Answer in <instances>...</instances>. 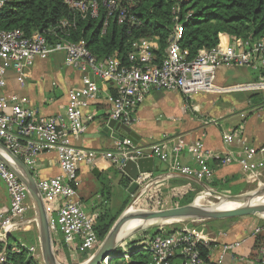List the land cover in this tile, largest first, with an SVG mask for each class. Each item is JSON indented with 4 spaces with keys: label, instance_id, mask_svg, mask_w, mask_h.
<instances>
[{
    "label": "built area",
    "instance_id": "2783aa9c",
    "mask_svg": "<svg viewBox=\"0 0 264 264\" xmlns=\"http://www.w3.org/2000/svg\"><path fill=\"white\" fill-rule=\"evenodd\" d=\"M7 1L0 0V15L4 12ZM139 1L64 0V4L70 11L78 13L82 20H97L104 14L101 33L105 34L111 18L115 19L118 25L131 23L133 18L129 11ZM175 20L177 21L178 17ZM68 27L75 28L76 22L62 20L58 25L59 34L55 30L35 32L32 35H27L20 29L0 31V89L6 87L9 72L22 75L33 67L37 60H47L58 53L65 55L67 67L79 71L82 75V87L74 88L68 93L65 115L39 117L37 111L22 103L16 94L0 95V143L13 152L33 175L47 207L52 236L61 235L71 252L77 256L91 257L100 246L95 231V216L85 212L77 193L80 167H93L99 156L110 161L122 174L129 160L152 157L166 165V179L178 173L208 184L215 177V168L232 165L243 168L253 180L262 178L263 166L256 161L258 149L249 144L241 125L225 134L224 145L228 149L222 154L207 149L202 141L187 144L180 140L173 147L169 142H164L143 151L129 139L117 141L112 151L100 153L75 146L71 138L83 137L87 131L86 120L93 121L92 116L84 118L82 110L88 103L99 100L98 81L112 84L115 89V96L107 98L112 105L109 120L127 127L137 121L139 108L153 90L175 91L185 97L247 92L264 94V38H238L232 41L230 37L225 40V36L221 34L216 47L210 50L201 49L194 59H189V52L181 47L183 26L176 23L168 40L166 54L160 61L157 57V39H142L133 44V51L129 55L130 65L127 66L122 63L118 53L98 60L85 41L72 42L68 39L70 32L65 31ZM223 66L247 68L258 72L259 81L220 87L216 84V79ZM20 84L23 85L22 79ZM213 122L211 121L212 124ZM44 151H54L57 154L61 170L58 177H36L38 157ZM183 152L192 157L195 164L193 167L178 161V155ZM210 163L214 164L215 168L211 167ZM0 179L6 184L10 198L9 210L0 213V264H12L10 255L21 254L23 251H27L32 258V264H40L39 243L31 246L25 243H9V236L14 232L26 231L31 224L37 225L35 216L30 219L28 217L30 212L35 214V209L27 189L16 174L1 162ZM154 179L153 173L141 174L135 183L141 189ZM166 204L163 198L158 203V210L167 209ZM200 223L203 222L193 224ZM259 236H264V224L256 227L249 237L224 245L218 264H224L227 254ZM213 242L215 237L204 227L198 229L183 224L172 234L145 239L137 247L140 251L151 254L150 264H170L178 254L183 258L182 264H204L199 246L210 250ZM128 259L129 256L124 255V260ZM240 260L245 261V258ZM253 264H264V246Z\"/></svg>",
    "mask_w": 264,
    "mask_h": 264
},
{
    "label": "crops",
    "instance_id": "0c3cea01",
    "mask_svg": "<svg viewBox=\"0 0 264 264\" xmlns=\"http://www.w3.org/2000/svg\"><path fill=\"white\" fill-rule=\"evenodd\" d=\"M223 36H225V40L229 37L225 34ZM245 70L247 68L239 69L232 66H223L218 71L216 84L220 87H229L249 83L251 78L248 77L249 75ZM21 79L23 85L20 84ZM97 85L100 91L99 100L94 103H88L82 110L84 118L92 116L93 121L86 120V134L79 138L73 137L71 141L75 146H82L104 153L112 151L118 141L113 137L102 134L103 128L110 121L109 115L112 109L111 102L107 98L115 96V89L112 84L100 81L97 82ZM80 87H82L81 73L67 67L65 55L58 53L47 60H37L33 67L24 74L19 75V77L14 72H9L6 87L0 89V95L16 94L22 103L37 111L39 117H52L65 115L69 91ZM245 94H229L231 97L226 99V104H229V106L223 108L219 104V96L221 95L197 94L192 97H185L175 91L153 90L147 95L145 102L139 108L136 114L137 121L130 127L138 137V141L134 146L147 151L153 145L164 142H169V145L173 147L180 140L187 144L202 141L207 149L222 154L228 149L224 145L225 134L241 125L244 127L245 137L249 144L258 149L256 161L263 166V176L260 180H257V183L256 180L251 179L250 175L245 173L243 168L238 165H232L225 168H215V180L225 181L226 179H232L233 187L239 186L240 190L235 195L252 191L264 182V161L257 160L259 156L264 159V106H251L250 98L252 95L248 97ZM230 112L231 114L228 116L227 114ZM237 118L238 122H236ZM211 121H214L213 124ZM119 135L124 136V132ZM178 161L181 164L192 167L195 165L192 157L185 152L178 155ZM37 167L38 174H36V177L38 179H49L58 177L61 174L57 154L54 151L42 152L38 157ZM115 169L104 159H98L93 167L81 166L78 186L81 185V182H92V176L100 179L108 172V185L105 187L108 193L102 192V195H113V192H110V186L114 184L128 193V189L120 184V174H117L114 171ZM94 170H97L98 176L93 173ZM114 172L117 176H115ZM167 173L166 165L155 159L153 174L155 178L161 177L163 180L154 186V190L161 192V195H169L168 197L165 196V201L167 202L166 205H168L167 199H169L170 205L168 207L170 208L172 207L171 195L174 189L182 186L191 187L192 184L200 187L199 189L209 187L207 183L187 178L178 173H174L172 178L166 179ZM97 194H99V191L96 193L85 191V195ZM128 195L131 196L129 193ZM87 197L84 201L79 196L84 207L92 199L91 196ZM96 200L98 202H96L95 207H91L92 209L98 207V204H102L105 199L98 200L96 198ZM9 208L10 198L7 187L0 179V213L7 212ZM34 216V212H30L28 215L29 219ZM224 221L229 222V220ZM230 221L232 222H229L226 229L215 227L208 223L209 226H213V229L208 231L215 237V242L210 248L209 261L206 264H218L224 245L249 237L252 231L263 223L254 217L235 218V220L230 219ZM19 233L24 234L25 237L28 234L34 236V242L30 245L39 243L38 231L34 224H31L26 231H19ZM56 238L59 243H64L61 235H57ZM259 238L262 241H259L256 248H254L253 241L250 240L243 247L227 254L224 264H253L254 259L264 246V236ZM241 258H245V261H241Z\"/></svg>",
    "mask_w": 264,
    "mask_h": 264
},
{
    "label": "trees",
    "instance_id": "16d2710c",
    "mask_svg": "<svg viewBox=\"0 0 264 264\" xmlns=\"http://www.w3.org/2000/svg\"><path fill=\"white\" fill-rule=\"evenodd\" d=\"M178 11V12H177ZM130 16L133 18L131 23L118 25L115 19H110L105 34H102L105 15L102 14L97 20H82L78 13L70 11L64 0H8L4 12L0 15V31H12L20 29L27 35L35 32L57 31L59 23L62 20L76 22L75 28L68 27L65 31L70 32L69 40L72 42L85 41L89 50L97 57L98 60H104L118 53L124 65H130L129 55L133 51V44L142 40L157 39L159 50L157 57L159 61L165 56L168 46V40L173 33L176 23L183 26V38L181 47L189 52V59H194L201 49H212L219 42L221 34L228 35L232 41L249 37L264 38V0H140L136 6L131 9ZM178 17L176 21L175 18ZM257 82L259 81V73L255 72ZM264 75V74H263ZM250 98L255 106H264V94L255 93ZM255 97L257 98L254 102ZM215 168L214 164H210ZM120 184L128 189L131 181L120 171ZM188 185V184H186ZM208 186L217 189L219 192L229 191L232 188V179L225 181L215 180V177ZM200 187L182 186L172 191V207L185 206L193 201V195ZM161 192L154 190V187L148 191L136 204H142L147 210H158L154 208L163 200ZM156 197L158 199H156ZM102 198V197H101ZM103 199V198H102ZM109 201V199H107ZM103 201L102 207L96 210L92 215L95 216V231L101 243L111 230L114 223L126 209L112 214L107 209L109 202ZM102 202V203H103ZM159 207V206H158ZM134 209V208H133ZM235 220V219H232ZM214 221H206L200 224L181 223L170 226L157 227L139 233L134 238L126 241L116 251L112 260L107 264H150L152 257L150 253L140 251L137 247L139 243L148 238L166 237L175 230L187 224L190 227L202 228V226ZM34 236L28 234L25 238L29 244H33ZM53 242L57 259L60 263L73 262L76 258L67 246L55 236ZM260 237V236H259ZM253 239L254 248L257 247L261 238ZM204 264L208 263L210 250L199 246ZM61 253L67 260L61 258ZM124 255H128L129 259L124 260ZM79 263H83L89 259V256H80ZM12 264H32L33 260L29 257L27 251L21 254L10 255ZM181 255H176L170 264H182Z\"/></svg>",
    "mask_w": 264,
    "mask_h": 264
},
{
    "label": "water",
    "instance_id": "95a60500",
    "mask_svg": "<svg viewBox=\"0 0 264 264\" xmlns=\"http://www.w3.org/2000/svg\"><path fill=\"white\" fill-rule=\"evenodd\" d=\"M252 94L253 93L247 92L245 95L249 97ZM121 132H124V136L119 135ZM102 134L113 137L120 142L129 139L133 144H136L138 141L137 135L130 127L117 123L114 120H110L106 124ZM0 162L14 172L27 189L35 209L36 228L38 231L42 263L61 264L57 259L55 251L47 207L33 175L27 166L2 143H0ZM154 164L155 159L152 157H138L134 161L129 160L127 162L123 173L132 182L128 188V193L131 194L132 200L101 242L96 253L82 264H107L113 259L116 251L122 244L139 233L154 227L170 226L180 223L224 221L243 217L264 219V201H262L264 198V182L247 193L222 196V201L235 205L232 209H221L218 206L210 205H197L196 201H194L191 204L180 207L131 213V208L134 207L149 190L163 180L161 177L155 178L141 189H139L137 183H135L141 174L154 173ZM93 173L96 176L99 175L97 170H94ZM210 192L212 195H219L213 191ZM135 222H139L140 224L133 228L130 227L131 224Z\"/></svg>",
    "mask_w": 264,
    "mask_h": 264
},
{
    "label": "rangeland",
    "instance_id": "374dc122",
    "mask_svg": "<svg viewBox=\"0 0 264 264\" xmlns=\"http://www.w3.org/2000/svg\"><path fill=\"white\" fill-rule=\"evenodd\" d=\"M245 71L248 73V75H249L248 77L251 78V82L256 81V78L257 77H255V74H254L255 72H253L251 70H248V69L245 70ZM14 74H16V73H14ZM16 75L19 77L18 74H16ZM253 95H256V94H252V96ZM260 95L263 96V93H261ZM229 97H231V96H229V94L228 95H221V96H219V102H220L219 104L221 105V107L226 108L225 106H229V104L228 105L226 104L227 103L226 99L229 98ZM256 100H257V98L255 97L254 102H256ZM253 105H254L253 104V101H251V106H253ZM229 114H231V112L228 113L227 115L229 116ZM238 121L239 120L237 118L236 122H238ZM98 159H103V158L101 156H99L97 158V160ZM104 160H106V159H104ZM257 160L264 161V159H262L260 156L257 157ZM96 161H95V163H96ZM106 161H108V160H106ZM108 164H110L111 167L114 168L113 167V164L111 162L108 161ZM115 176H117L116 173H115ZM92 177H93L92 178L93 179L92 182H89V183H87V182L86 183H82L81 182V185H79L78 188H77L78 195L80 194L79 196L82 197L84 201L88 198L87 196H91L92 197L91 201L88 202L89 204L87 203V206L84 207L85 208L84 210H85V212L87 214L89 212L90 213H95V208L92 209L91 207H95L96 206L95 204H96V202H98L96 200V198L98 200H100L102 198L103 199H106V200L109 199L110 202H109V205H108L107 209H109L112 214L119 213L123 209V207L125 206V204L127 202H128V204L131 202L132 196L128 195V193L126 191H124L122 188H119V186L118 185L116 186L115 184L113 186H110V192L112 191L113 192V195H102V192H105L106 194L108 193L107 190H106L107 188L105 189V187H107V185H108V178H109L108 172H106L100 179H97L94 176H92ZM92 183H94V184H92ZM85 191H89L91 193H96L97 191H99V194H97L98 196L97 195H85ZM208 191H213L215 193H218L219 196H231V195H235L240 190H239V186H234V187L232 186V188H230L229 191H224V192H219L217 189H214V188H211V187H208L206 189H198V191L195 192V195H193L194 197H193L192 203L194 201H196V199L199 196H201L202 194H204V193H206ZM160 196L161 195H159L158 198H160ZM165 196L166 195H162V197L164 199H165ZM168 196H166V197H168ZM158 198L156 197V199H158ZM167 201H168V205L167 206H169L170 205L169 204L170 203L169 202V199H167ZM209 201L210 202H213V203L214 202H218V200L215 199V198H211ZM102 204H104V202ZM102 204H98L97 205L98 208L96 210H99V208L102 207ZM128 204L126 205V207L128 206ZM154 208H159V207H158L157 204H154ZM168 208H170V207H168ZM140 211H146V210L143 208V205L142 204H137V206L134 205V209H132L131 213H137V212H140ZM256 219L259 220V221H261V222H263L262 224H264V219H260V218H256ZM229 222H232V221L229 220ZM229 222H225V221H222V222L221 221H214V222L211 223V225H213L215 227H219V228L226 229V228H228L227 226L229 225ZM211 225L209 226L208 224H206V225H204L202 227H205V229H207V230H209V229L212 230L213 229L212 228L213 226L211 227ZM166 226L167 225H165V226H159V227L162 229V227H166ZM155 228H157V227H154L152 229H155ZM152 229L150 228L148 230H152ZM152 231H154V230H152ZM11 236L12 237H10V239H9L10 245H17L18 243H25L28 246H31L29 244V241H27V239L25 238L24 234H21L19 232H14ZM75 256H76L77 259H75L73 262L64 263V264H82V263H79V262L76 261V260H80V258H81L80 255L79 256L75 255ZM91 257H89V258H91ZM61 258H63V260H67L68 259L67 257H65L63 255V253H61ZM39 262H40V264H43L42 263L41 256H40Z\"/></svg>",
    "mask_w": 264,
    "mask_h": 264
},
{
    "label": "bare ground",
    "instance_id": "6f19581e",
    "mask_svg": "<svg viewBox=\"0 0 264 264\" xmlns=\"http://www.w3.org/2000/svg\"><path fill=\"white\" fill-rule=\"evenodd\" d=\"M211 198H215L218 200V202H210L209 200ZM223 200V197L222 196H219V195H212V193L210 191L202 194L201 196H199L197 199H196V204L197 205H210V206H218L220 207L221 209H232L235 207L234 204H231V203H225V201H222ZM262 201H264V198L262 199ZM206 203V204H205ZM134 207L131 208L130 212L132 211ZM140 223L139 222H135L134 224H131L130 227H136L137 225H139Z\"/></svg>",
    "mask_w": 264,
    "mask_h": 264
}]
</instances>
